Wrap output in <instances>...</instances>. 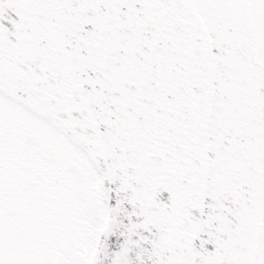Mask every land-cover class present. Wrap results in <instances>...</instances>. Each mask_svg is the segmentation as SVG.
<instances>
[{
    "label": "snow or ice",
    "instance_id": "obj_1",
    "mask_svg": "<svg viewBox=\"0 0 264 264\" xmlns=\"http://www.w3.org/2000/svg\"><path fill=\"white\" fill-rule=\"evenodd\" d=\"M0 264H264V0H0Z\"/></svg>",
    "mask_w": 264,
    "mask_h": 264
}]
</instances>
